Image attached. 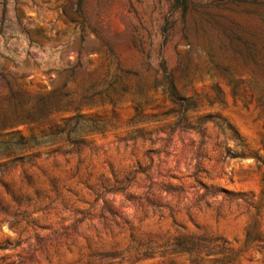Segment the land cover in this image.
I'll use <instances>...</instances> for the list:
<instances>
[{"label": "rangeland", "instance_id": "obj_1", "mask_svg": "<svg viewBox=\"0 0 264 264\" xmlns=\"http://www.w3.org/2000/svg\"><path fill=\"white\" fill-rule=\"evenodd\" d=\"M259 14L0 0V264H264Z\"/></svg>", "mask_w": 264, "mask_h": 264}, {"label": "trees", "instance_id": "obj_2", "mask_svg": "<svg viewBox=\"0 0 264 264\" xmlns=\"http://www.w3.org/2000/svg\"><path fill=\"white\" fill-rule=\"evenodd\" d=\"M174 2L182 9V11L184 12L187 8L188 2L189 0H174ZM185 13H183L184 15ZM261 20L263 21V26H264V15L259 14ZM224 37L227 40V42L229 44H232L233 42H242L244 44H246L248 41L246 38L243 37V35L236 33V32H230V33H224ZM189 46L188 48H190V43L188 42ZM205 54L208 58L209 61L212 60L213 56H214V51H213V45L211 42L208 43L207 48L205 49ZM122 92H126L127 91V87L122 85L120 87ZM169 94L173 96V92H172V85L171 88L168 90ZM109 100L111 101V98H109ZM28 118V115L25 116H20L17 117L16 120H26Z\"/></svg>", "mask_w": 264, "mask_h": 264}]
</instances>
